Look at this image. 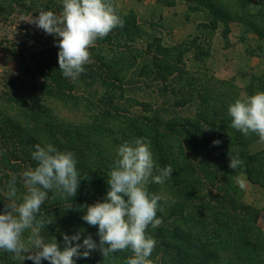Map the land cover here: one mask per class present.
I'll return each instance as SVG.
<instances>
[{"label":"rangeland","instance_id":"1","mask_svg":"<svg viewBox=\"0 0 264 264\" xmlns=\"http://www.w3.org/2000/svg\"><path fill=\"white\" fill-rule=\"evenodd\" d=\"M224 1L233 6L227 10L229 16L211 11L201 0H112L124 20L123 27L94 42L85 71L73 81L65 78L59 67L47 64L46 50L58 54L54 37L30 22L41 11L60 14L62 0H0V211L5 210L8 182L13 175L17 177V203L22 201L27 189L21 176L36 167L31 158L36 142L42 147L52 144L59 151L74 153L80 186L72 198H62L56 190L49 193L48 203L61 204L67 214H54L53 222L46 227L69 235L83 232L75 222L69 201L89 205L103 198L116 149L124 143L119 133L125 130L124 122L145 118L153 132L159 133L155 134L157 141L164 148L168 146L170 152H180V146L189 153V139L202 146L192 149L196 158L190 160L191 165L179 155L185 170H189L181 176L185 180L178 178L177 188L190 196L186 202L171 199L175 205L167 204L169 207L164 209L168 216L179 219L175 211L180 210L177 206L181 203H185L182 215L198 216L201 210L195 204L201 201L196 200L197 196L227 194L222 196L225 201L247 208L238 212L242 215L236 225L239 230L247 228L245 223L253 224L264 236V140L233 129L227 115L228 105L236 99L264 92V0ZM35 102L45 109V115L35 111ZM104 112L117 119L109 123L112 128L107 126L108 118L101 117ZM193 122L203 127L213 125L214 139L207 135L196 140V135L186 137L180 128H176L178 136L168 130L174 124ZM110 129L114 133L107 131ZM41 138L45 142L38 140ZM214 140L220 141V158ZM232 154H244L235 157L241 162L236 169L229 167ZM171 168L174 172V166ZM193 172L202 175L196 179ZM154 184L147 185L150 193L171 197L164 183ZM229 184L237 192H227ZM168 186L175 194L172 183ZM198 187L203 189L197 192ZM87 205H81L80 214ZM208 216L202 218L209 222ZM189 224L180 219L173 222L184 235ZM92 228L97 231L95 226ZM157 228L170 232L173 238L170 225L160 224ZM43 229L41 236L46 242ZM158 229H147L156 240L151 264H173L176 253L160 249ZM239 234L240 239L255 243V236L249 235L247 229ZM28 235V231L23 235L26 245ZM191 238H195L194 229L184 240ZM93 239L98 241V236L95 234ZM122 252L132 256L131 250ZM24 255L14 257L0 251V256L17 264H32L24 260ZM113 256L104 257L95 250L87 261L81 260L83 264H127V259L121 260L120 252ZM183 262L193 264L192 260ZM223 262L248 263H238L228 254Z\"/></svg>","mask_w":264,"mask_h":264},{"label":"clouds","instance_id":"2","mask_svg":"<svg viewBox=\"0 0 264 264\" xmlns=\"http://www.w3.org/2000/svg\"><path fill=\"white\" fill-rule=\"evenodd\" d=\"M45 34L53 35L58 47V64L61 74L78 80L89 62V48L98 38L107 36L113 29L123 27L124 20L112 0H62V12L41 11L31 21ZM230 126L247 136L257 135L264 140V92L238 98L228 105ZM219 140L213 144L218 145ZM31 158L36 167L22 173L27 191L17 203V177L8 182L5 210L0 211V251L18 256L32 264H77L95 250L104 257L126 249L132 256L127 264H151L156 240L147 233L161 224L157 215L163 210L166 197L148 191L149 183L163 184L173 173L171 166L158 167L153 159L150 142L146 138L125 141L116 149L113 166L107 179L103 198L84 206L81 219L95 226L98 241L82 231L63 235V247L45 242L41 228L51 219H37L41 205L53 190L62 198L74 197L79 186L77 160L71 151H59L52 144L35 145ZM240 160L230 157L229 167L236 169ZM28 231V243L23 240ZM83 239L81 241V237ZM30 245V247H29Z\"/></svg>","mask_w":264,"mask_h":264},{"label":"trees","instance_id":"3","mask_svg":"<svg viewBox=\"0 0 264 264\" xmlns=\"http://www.w3.org/2000/svg\"><path fill=\"white\" fill-rule=\"evenodd\" d=\"M206 4L208 7L212 8L211 11L215 10L219 14H224L225 16H229L227 13V10L232 8L233 6L228 3V1L224 0H201ZM239 18V17H237ZM48 52L47 54V64L59 67L58 64V56L57 54H54L53 51L51 50H46ZM35 105V111L40 112L41 114L46 113L45 109L40 108L39 106L36 105V102L34 103ZM101 117H106L108 118L107 120V126L109 128H112L113 126L109 125L110 122H116L117 119L114 118L113 116H110V114H107L104 112V114ZM125 125V130H120V140L122 141H132L136 138H146L148 142H150V149L153 154V159H155V164L163 168L165 166H174V175L170 176L165 182H164V187L167 188V192L170 193L171 197H166V201H163V210L161 212H158L157 215L161 218V225L162 226H169L173 230V238L169 236L170 232H164L163 230H156L157 235L160 237V242L159 246L160 249L164 251V249H168L171 251H174L176 253V256L174 257L177 261H175L173 264H185L183 262V259L189 261L192 260L193 264H224L223 259L224 257L228 254L231 256L232 259H236V261L239 263L240 260H244L245 262L247 261V264H264V236L259 233L257 228L251 224L248 225L245 223L247 228H242V230H239L238 226V219L241 218L238 212H245L247 208L241 206V204H237L236 202H230V201H225L223 197H226L227 194H218L211 196L209 194L203 195V196H197L196 200H200L201 204H195L198 206V210H201V212L197 213L199 216H192V214H187V215H182V211H184V205L185 203H181L177 207H180L179 209H176V216L179 218L181 221H184L185 223H191L189 224V231L185 233H182L177 227L173 225L174 221H177L179 219H175L174 216H168L167 212L164 211L167 207L175 204H171V199H177L178 201L186 202L188 201L186 197L190 196V194L184 193V189H178V180H185L181 178L183 174L188 172L189 169L185 170L187 168L184 163L181 160L182 157H186V162L190 163V160H195L196 154L193 152L192 149H199L202 148V146H198L199 144L196 143L195 141H191L189 139V144L188 147L190 148L189 153H185L184 150L181 149L179 146L178 149H180V152H170L171 149H166L167 147L162 146L161 143H159L156 139V135L159 133H155L152 129V125L148 123V121L145 118H130L124 122ZM207 127H203L198 124V122H193V123H188L185 125H171L170 128H168L169 131L174 132L176 134L177 129L180 128L182 129L179 130L181 131L186 137L196 135L198 138L196 140H200L201 137H205L207 135H210V138H213L212 136V128L213 125L207 124ZM177 128V129H176ZM109 133H114V130L110 129L107 130ZM146 133V132H149ZM128 134V135H127ZM156 134V135H155ZM131 135V136H130ZM177 135V134H176ZM159 136V135H158ZM178 136V135H177ZM40 137V136H39ZM214 139V138H213ZM39 141H44V138L38 139ZM39 142H36V145ZM39 145V144H38ZM216 147V153L218 158L221 157L223 152L219 150L221 147L219 144L215 145ZM188 148V149H189ZM181 153V154H180ZM181 155V158L179 157ZM233 156L231 157H242L244 154H232ZM251 160V158H248ZM254 162V159H253ZM257 162V158L255 157V163ZM202 167V165H199ZM196 167V166H195ZM210 168H212L210 166ZM213 171V170H212ZM219 171V170H218ZM175 173H177L175 175ZM210 173V172H209ZM195 174V178L198 179L202 174L198 172H193ZM207 175V174H205ZM179 178V179H178ZM250 181H253V179L250 178ZM168 183H172V185L175 187V194H172ZM183 183V182H180ZM200 183V182H198ZM151 185H155L154 183H150ZM190 185V184H188ZM232 185V184H231ZM179 187V186H178ZM203 187V186H202ZM198 187L195 188V190L201 191L203 188ZM228 191L233 190L237 192L235 186H228ZM168 194H166L167 196ZM223 196V197H222ZM50 198V196H49ZM48 198V199H49ZM168 199V200H167ZM49 200H46L42 205L40 212L37 213V219H51L53 218L54 214L62 213L63 215H66V212H63V209L60 205L53 203L54 206L50 203H48ZM199 201V202H200ZM166 202V203H165ZM175 202V201H172ZM69 204L72 206L74 209V219L75 222L77 223L78 226H80L86 235L89 231V233L94 237L96 234V230L94 231L93 228L91 229V226L86 222H84L80 217L83 215L80 214V210H83L81 205H87L86 202L83 201H69ZM169 206H168V205ZM177 205V203H176ZM227 206H231L233 209H227ZM172 209V208H171ZM182 209V210H181ZM169 211L170 210L169 208ZM180 211V213H179ZM208 216L209 222H206L204 218ZM240 215V216H239ZM172 221V224L167 223L168 221ZM245 222V220L243 221ZM56 223V222H55ZM213 223V224H212ZM232 223V225H230ZM232 226V227H231ZM195 227V228H194ZM148 228H151L149 226ZM45 229V230H44ZM44 235L46 238V242H54L55 239L58 244H60L61 247H63V233L52 231L48 227H44ZM86 229V230H85ZM153 229V228H152ZM194 229L195 231V238H191L190 240H184V237L186 238L189 236L191 233V230ZM244 229L248 230L249 235L255 236V243L253 245L249 244L247 240H244L243 238L240 239V234L239 233H244ZM52 231V232H51ZM250 236L246 237L249 239ZM235 239L233 242L232 239ZM244 240V241H242ZM178 244H182L184 246H177ZM226 251L227 254H224ZM120 255H122V261L125 262V259L129 258L126 257L123 252H120ZM110 257H114L113 255H110ZM4 258V259H3ZM85 261H87L85 259ZM91 260L89 259V263ZM127 262V261H126ZM0 264H17L13 259L12 261L9 260L8 258H5L3 256H0ZM77 264H83V260L78 259Z\"/></svg>","mask_w":264,"mask_h":264}]
</instances>
